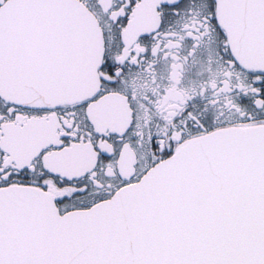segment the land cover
<instances>
[{
  "label": "snow or ice",
  "instance_id": "obj_1",
  "mask_svg": "<svg viewBox=\"0 0 264 264\" xmlns=\"http://www.w3.org/2000/svg\"><path fill=\"white\" fill-rule=\"evenodd\" d=\"M99 28L0 0V264H264V0H115Z\"/></svg>",
  "mask_w": 264,
  "mask_h": 264
},
{
  "label": "flooded vegetation",
  "instance_id": "obj_2",
  "mask_svg": "<svg viewBox=\"0 0 264 264\" xmlns=\"http://www.w3.org/2000/svg\"><path fill=\"white\" fill-rule=\"evenodd\" d=\"M85 9L100 22L103 15L107 13L108 9L112 7L115 0H97L99 7L90 9L86 6V0H77ZM116 13L114 12L113 15ZM189 42L185 41V47ZM207 75V63L205 59L198 58L195 61H189L183 69V85L191 92H196L200 87V81ZM111 172V168H109Z\"/></svg>",
  "mask_w": 264,
  "mask_h": 264
},
{
  "label": "water",
  "instance_id": "obj_3",
  "mask_svg": "<svg viewBox=\"0 0 264 264\" xmlns=\"http://www.w3.org/2000/svg\"><path fill=\"white\" fill-rule=\"evenodd\" d=\"M78 5L79 12L82 18L87 21L90 25L95 26L96 32L99 33L100 28L95 18L80 3H78Z\"/></svg>",
  "mask_w": 264,
  "mask_h": 264
}]
</instances>
